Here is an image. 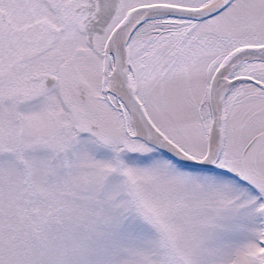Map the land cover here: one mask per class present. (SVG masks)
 Masks as SVG:
<instances>
[{"label": "snow or ice", "instance_id": "snow-or-ice-1", "mask_svg": "<svg viewBox=\"0 0 264 264\" xmlns=\"http://www.w3.org/2000/svg\"><path fill=\"white\" fill-rule=\"evenodd\" d=\"M0 264H264V0H0Z\"/></svg>", "mask_w": 264, "mask_h": 264}]
</instances>
